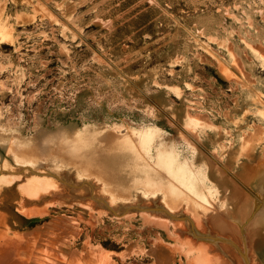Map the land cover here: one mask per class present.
<instances>
[{
  "label": "rangeland",
  "instance_id": "1",
  "mask_svg": "<svg viewBox=\"0 0 264 264\" xmlns=\"http://www.w3.org/2000/svg\"><path fill=\"white\" fill-rule=\"evenodd\" d=\"M88 126L136 136L133 162L54 166ZM169 153L209 197L160 189ZM263 154L264 0H0V264H259L201 214L230 178L263 206L240 176Z\"/></svg>",
  "mask_w": 264,
  "mask_h": 264
},
{
  "label": "bare ground",
  "instance_id": "2",
  "mask_svg": "<svg viewBox=\"0 0 264 264\" xmlns=\"http://www.w3.org/2000/svg\"><path fill=\"white\" fill-rule=\"evenodd\" d=\"M2 32H4V31H2ZM195 120H198V119L196 118ZM190 123L194 124L191 121H190ZM107 127H109V126H107ZM103 128L105 129L104 126H103ZM63 129L64 130H70V131H67L68 133H64V136L61 138L60 142H58V146L60 144V151L58 152L59 153L58 155H60L61 158L60 159L57 158L58 160L56 159V161H53V160L51 161V162H53L52 164L54 166L57 165V167H58V164L60 165V162L61 163L64 162L60 166H65L64 164L68 160H71L72 162H75V163L76 162H80L78 164H81L82 160L85 159V155L86 156L88 155L89 157L91 156V154L89 155L87 153H94L93 158L96 155L95 153H97V155H98V152H97L98 150L97 149L99 147H100L99 151L103 152V153L102 154L99 153V155L101 154L100 155L101 158L98 157V160H97L98 164L101 163L102 166H103V164H105L107 167L108 166H115L116 164L117 165L120 164L119 165L120 168L123 165L126 166V165H129V163L131 164L132 160L130 161V157H131L130 155L133 154V153H131V149H130L131 146L129 144H131L132 142H133V144L135 143L133 138H135L136 136L133 137V138L129 137L130 139L128 138V140H126L127 137H124V138H126V139H124L123 137L115 138L116 137L115 136L114 137L115 140L111 141V139H110L109 141H107L104 144H102L101 141H103V140L102 139L100 140L99 138L100 137L101 138L105 137V136H103L104 134L100 135V137H99L98 134H101L100 133L101 131L93 130L92 127L91 128L89 126L85 127V129L83 131H79L78 129L73 128V127H64ZM98 129H101V128H98ZM262 130L263 129H261V131ZM133 131H135V130H133ZM104 132L108 133V130L105 129ZM132 133L135 134L136 132H132ZM127 134H129V133H127ZM48 138H49V136H48ZM51 138H52V136H51ZM105 138H107V137H105ZM105 138H104V140H105ZM242 138H244V137H242ZM48 140H50V139H48ZM130 140H132V142H130ZM242 141H244V145L243 146L248 148V150H247L248 152L250 151L249 147H251L252 144L255 141H256L255 143H257V140L255 139L254 135H250V134H249V136H247ZM133 144H131L132 147H133ZM9 145H10V143H9ZM243 146H241V148H243ZM101 148H102V150H101ZM225 148H227V147H225ZM241 148H239V151H240ZM225 150H227V149H225ZM137 155H138V153H137ZM169 155H170V153L168 154L167 157L165 155L164 159H163V157L160 159L161 156L159 157V159H160L159 164H162V166L165 168V171H166L168 177L170 178L169 181L166 184L165 183L161 184L162 186L160 187V189H162L166 195H171V196L174 193L178 194L179 191H182L183 193H186V194H191L192 197H194L196 195L199 196V197L200 196H202V197L205 196V194H206L205 190H204V193H202L200 188L196 187L193 183H191V181H190V179H191L190 176L191 175L188 177L186 175V173L178 172L179 170L176 172L174 170V168H173V158H171L172 155H170V156ZM49 157H51V156H49ZM89 157L86 158V159H89ZM138 157L141 158V156H138ZM93 158H92V161L95 164V159L93 160ZM88 162H89V160L87 161V165L89 166L91 163H88ZM75 163H73V164H75ZM135 163H136V161H135ZM233 163H234V161H233ZM68 165H69V162H68V164L66 163V166H68ZM97 166H99V165H97ZM216 166H218V165L216 164ZM232 167H233V165H232ZM117 168H119V167H117ZM160 169H163V168H160ZM241 169H242V172H240V176H241V179H242V181L244 183L246 182L248 185H252L251 183L254 182L256 179L264 181V154H263L262 157L258 158L254 163H250V164L244 165V167L241 168ZM222 170H224V169L217 170V172L219 173L220 177H223V172L225 171V170L224 171H222ZM118 171L120 172V170H118ZM215 171H216V168H215ZM123 173H125V175L122 174L121 176H117V177H119L122 180L124 178H126V179L131 178L132 179V175H133L132 170L128 171V172L126 170ZM165 176H166V174H165ZM149 180H147V183L146 182L145 183H143V182H135V181H133V182L132 181L131 182L130 181L129 182H126V181L119 182L118 185L121 188H123V192L121 191L122 189L120 188V191L117 192L116 197H122V196H124V194H130L132 192L131 191L132 187H135V186L136 187H141L142 189L147 188V184H148ZM175 181H177L178 183L175 184ZM230 181L233 183L232 187L228 186L227 189H225V190L223 188L218 187V190H216V191L219 193V198H218V200H215L211 204V206H209V205L205 206V204L200 203V204L204 205V209L209 211V212H207V211L204 212V213L207 212L208 215H205V214H201V215H204V217L205 216L207 217V216L210 215L211 216L210 219H211L212 225L217 227L219 230L223 231V233H230L234 237L236 242H238V243L242 242L246 238V242H247L249 251L252 253L253 260L259 261V264H264L263 261L260 259L259 254H258L259 248L264 246V204H263V206L261 204H259L256 207V209H254V203H253V200H252L251 196H249L248 193H246L242 189L243 187L241 188L239 185H237V183L235 181H233V178L232 179L230 178ZM153 182H154V180H153ZM156 182H158V181L155 180V183ZM153 185H155V184H153ZM153 185H152V187H153ZM177 185H179V186H177ZM155 186H154L153 189H155ZM156 187H158V186H156ZM115 191H117V190H115ZM115 191H111V192H113L115 194L116 193ZM134 191H136V190H134ZM148 191H146V192H148ZM256 191H257V195L260 197V199L263 200L264 199V189L262 188V186L257 187ZM206 195L208 196V194H206ZM183 198H185V197H183ZM194 199H195V197H194ZM196 200L199 201L198 199H196ZM212 201L213 200H211V202ZM178 202H180V201H178ZM199 202H201V201H199ZM192 205L194 206V203L191 204V206ZM196 206H197V204H196ZM195 209H194V211H195ZM204 209L202 208V210H204ZM196 211H200V210L197 209ZM197 214H199V212H197ZM201 218L203 219V217H201ZM201 218L199 217V219H201ZM238 220L240 222H242L243 225L246 226L245 227V229H246L245 230L246 231L245 238L243 240H241V236L237 233V230H236L237 226L239 225V223L236 224ZM195 221H196V219H195ZM203 221L199 220V223L202 222L201 226H203ZM199 248H202V247L200 246ZM248 248H246V249L248 250ZM245 255H246V253H245ZM202 256H203L204 259H206V261L208 263L211 262L212 264H219V262H220L219 261L220 257H218L216 255H212V254L210 255V254H206L205 253ZM202 256H200V257H202ZM236 259H237L236 260L237 264H243L241 258H236ZM244 259H246V258H244Z\"/></svg>",
  "mask_w": 264,
  "mask_h": 264
}]
</instances>
